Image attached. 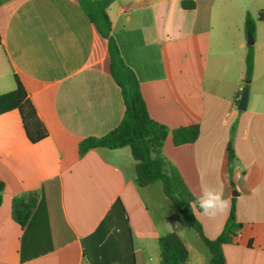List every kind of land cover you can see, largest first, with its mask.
Returning a JSON list of instances; mask_svg holds the SVG:
<instances>
[{
  "label": "crops",
  "instance_id": "1",
  "mask_svg": "<svg viewBox=\"0 0 264 264\" xmlns=\"http://www.w3.org/2000/svg\"><path fill=\"white\" fill-rule=\"evenodd\" d=\"M232 5L114 0L108 11L151 117L168 130L157 154L196 198L201 186L222 188L231 198L226 217L196 212L204 234L221 233L235 199L243 228L224 245L227 264H264V39L255 45L249 104L239 110L246 69L232 84L222 71L230 30L241 58L247 50ZM0 34V93L14 89L18 75L49 131L33 143L17 109L0 114V264H162L159 238L180 231L177 224L185 230L188 264H209L200 233L163 183H137L128 146L79 155L83 139L120 123L124 101L111 76L107 39L78 0H0ZM192 124L201 129L197 140L176 145L172 131ZM231 138L237 162L229 170ZM34 191L37 204L21 225L12 215L13 198Z\"/></svg>",
  "mask_w": 264,
  "mask_h": 264
},
{
  "label": "trees",
  "instance_id": "2",
  "mask_svg": "<svg viewBox=\"0 0 264 264\" xmlns=\"http://www.w3.org/2000/svg\"><path fill=\"white\" fill-rule=\"evenodd\" d=\"M114 0H78L82 10L93 22L99 33L107 39L110 59V72L114 81L121 89L124 101V115L120 123L108 133L101 136H89L79 143V155L95 147L118 148L128 146L136 163L137 183L141 186L149 185L155 181L163 183L164 190L173 201L181 216L187 220L200 233L205 246L211 253L209 264H227L224 245L233 243L243 222L237 219L235 199L224 228L216 238H209L203 232L202 223L197 218L196 212L201 211L199 206L192 207L196 200L176 169L157 153L162 147L168 130L154 120L147 108L145 98L141 91L139 77L135 70L129 66L122 54L120 45L113 34L109 6ZM186 8H194V2H184ZM264 21V11L258 18L247 12L245 30L255 35L256 21ZM2 38L0 34V45ZM246 75H252L255 63V46L247 45ZM16 86L14 89L0 93V114L17 109L28 139L35 143L49 135L44 122L39 117L37 109L32 102L28 91L19 78L15 75ZM201 132L199 124L180 126L172 131L173 142L176 145L191 143L197 140ZM226 161L229 170L237 162L234 141L231 138L226 147ZM232 173V171H231ZM5 183L0 181V206L3 203ZM38 201L36 191L25 195H18L12 201V215L21 225L29 220ZM162 264H188L189 250L184 241L176 232H169L159 238Z\"/></svg>",
  "mask_w": 264,
  "mask_h": 264
},
{
  "label": "rangeland",
  "instance_id": "3",
  "mask_svg": "<svg viewBox=\"0 0 264 264\" xmlns=\"http://www.w3.org/2000/svg\"><path fill=\"white\" fill-rule=\"evenodd\" d=\"M233 2L232 8H233V22L234 25L241 28V37L245 45L248 41V32L245 30V18L247 12H250L255 19L258 18L261 11H264V0H231ZM228 35H230V38L228 36L227 38V54L223 56V60L227 58V66L226 70L222 71L225 72V75L229 81L230 84L234 83L235 80H237V75H239V71L241 73V70L244 72L246 69V63H245V49L243 48L242 58L240 54V50H238L235 46L236 44V37L238 35L236 32L229 31ZM264 35V21L257 20L256 21V32L254 35L255 43L254 46H260V43L262 41ZM248 45V44H247ZM240 61V64H239ZM225 63H223L224 65ZM242 65V66H241ZM223 67V66H222ZM244 75V73H243ZM248 75H246L245 80ZM254 85V80L252 78L251 80V90Z\"/></svg>",
  "mask_w": 264,
  "mask_h": 264
},
{
  "label": "clouds",
  "instance_id": "4",
  "mask_svg": "<svg viewBox=\"0 0 264 264\" xmlns=\"http://www.w3.org/2000/svg\"><path fill=\"white\" fill-rule=\"evenodd\" d=\"M140 163V161H136ZM231 198H225L222 188H213L210 186H201L200 195L193 202L192 207L199 206L202 214L211 219H215L219 216H227L230 209ZM176 227L181 229L177 232L178 235H183L184 229L180 224Z\"/></svg>",
  "mask_w": 264,
  "mask_h": 264
},
{
  "label": "water",
  "instance_id": "5",
  "mask_svg": "<svg viewBox=\"0 0 264 264\" xmlns=\"http://www.w3.org/2000/svg\"><path fill=\"white\" fill-rule=\"evenodd\" d=\"M254 43H255L254 34L251 32H248L247 44L248 45H254ZM251 80H252V75H248L246 80H245V84H244L242 93H241L240 98H239V102H238V109L239 110H246L247 109V106H248L249 100H250ZM235 193L238 194V191L235 190Z\"/></svg>",
  "mask_w": 264,
  "mask_h": 264
},
{
  "label": "built area",
  "instance_id": "6",
  "mask_svg": "<svg viewBox=\"0 0 264 264\" xmlns=\"http://www.w3.org/2000/svg\"><path fill=\"white\" fill-rule=\"evenodd\" d=\"M242 175H243L242 170H237L236 173H235V176H236V178H238V179H240V178L242 177Z\"/></svg>",
  "mask_w": 264,
  "mask_h": 264
}]
</instances>
